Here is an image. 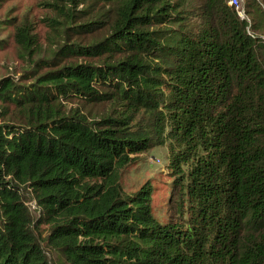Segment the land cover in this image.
<instances>
[{
    "label": "trees",
    "instance_id": "1",
    "mask_svg": "<svg viewBox=\"0 0 264 264\" xmlns=\"http://www.w3.org/2000/svg\"><path fill=\"white\" fill-rule=\"evenodd\" d=\"M58 1L76 36L58 44L60 61L0 78V264H53L42 241L57 264H264L261 22L227 0ZM97 3L107 9L93 14ZM106 12L101 35L77 38ZM15 36L37 53L27 27ZM70 97L109 109L65 111ZM158 145L176 188L163 220L148 181L119 182Z\"/></svg>",
    "mask_w": 264,
    "mask_h": 264
},
{
    "label": "rangeland",
    "instance_id": "2",
    "mask_svg": "<svg viewBox=\"0 0 264 264\" xmlns=\"http://www.w3.org/2000/svg\"><path fill=\"white\" fill-rule=\"evenodd\" d=\"M58 3H60L58 0H0V78L3 76L21 78L24 75V70L36 67L35 61L38 58H43L44 62L60 61L57 60L59 56L54 53L58 44L64 39L70 42L76 36L71 29L66 28L69 24L61 17L54 5ZM246 3V0L241 2L245 12L247 11ZM254 3L258 5L254 7V10L260 7V11L262 10L264 13V0H254ZM101 7L107 9L104 4L97 3L90 8V11L96 14ZM82 8H84L83 3L76 7L77 10ZM256 12H246V18L254 24L261 22V24H258L255 33L264 38V22L255 14ZM107 14L106 12L101 17V23L97 26L95 32L82 34L77 38H82L83 43H88L91 41L92 36L101 35L104 29L103 25L107 22ZM86 18L83 19L82 23L86 22ZM23 26L29 29L37 44V53L33 56H29L30 54L22 48L21 43L16 39L15 32L17 28ZM67 58L82 59L78 56ZM59 106L63 107L65 111L79 108L82 112H87L89 116L109 109L108 106L102 104H84L83 101L75 97L60 99ZM167 157L166 145L154 146L140 153L134 161L124 167L119 179L120 186L125 192H132L148 181L152 186V212L162 220L175 212L176 188L173 183V174L166 165ZM23 192L27 197L28 193L25 190ZM27 204L30 206L32 213L36 215L34 201L30 200ZM36 232L39 238L42 239L47 232V224L41 223ZM42 245L48 254L49 260L53 264H57L60 255L52 248L47 247L44 241H42Z\"/></svg>",
    "mask_w": 264,
    "mask_h": 264
},
{
    "label": "built area",
    "instance_id": "3",
    "mask_svg": "<svg viewBox=\"0 0 264 264\" xmlns=\"http://www.w3.org/2000/svg\"><path fill=\"white\" fill-rule=\"evenodd\" d=\"M241 2L242 0H227V3L234 7L235 10L237 11V14L241 17V18H244L248 21V19L246 18V12L245 10L242 8L241 6Z\"/></svg>",
    "mask_w": 264,
    "mask_h": 264
}]
</instances>
